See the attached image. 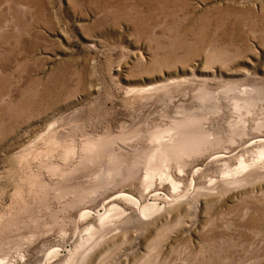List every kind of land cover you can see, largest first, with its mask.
<instances>
[{
  "label": "rangeland",
  "instance_id": "obj_1",
  "mask_svg": "<svg viewBox=\"0 0 264 264\" xmlns=\"http://www.w3.org/2000/svg\"><path fill=\"white\" fill-rule=\"evenodd\" d=\"M260 139L264 0H0V264H264Z\"/></svg>",
  "mask_w": 264,
  "mask_h": 264
},
{
  "label": "bare ground",
  "instance_id": "obj_2",
  "mask_svg": "<svg viewBox=\"0 0 264 264\" xmlns=\"http://www.w3.org/2000/svg\"><path fill=\"white\" fill-rule=\"evenodd\" d=\"M170 84L173 85V84H176V83H175V81H172V83H170ZM166 86H167V84H166ZM250 94L252 95V93H250ZM240 95H243V94H240ZM204 96H205V94H204ZM238 102L242 104V107L246 108L247 112L251 111L252 109H255V108L252 107L254 105V103L251 100H249V99H245V98L244 99H239ZM254 107H255V105H254ZM194 109H195V107H194ZM194 109H192L191 111H189L188 113H186V117L185 118H175V119H173V124H171V126H169L167 128L164 127L165 129H157L154 133H152L151 139L154 142H156V145H155V147H153V148H151V149H149L147 151V153H146L147 160H158L159 161V157L160 156H165L166 163L168 162L167 159L169 160V158L176 159L178 163L179 162L180 163H184V162H182V160H184L182 158L185 157V156L188 157V156L194 155V154H201V153L203 154L204 146L207 145V143L209 142V140H210L209 138H210V134L211 133L209 134V132H210L209 129L210 128L208 129V131H209L208 132L207 129H205V128L202 127L201 122H200L202 120L199 117L200 114L199 115L194 114L193 113L194 112ZM199 112H200V110H199ZM251 112H253V110ZM196 113H198V112H196ZM200 113L202 114V112H200ZM203 116H204V114H203ZM239 116H240V113H239ZM201 117H202V115H201ZM202 118H206V117H202ZM237 119H239V118H237ZM245 120H246V118H245ZM239 122H241V121H239ZM243 122H244V120H243ZM243 122H241V124H243ZM238 123H236V128L234 127L235 129H237V125H238V127H240L239 126L240 123L239 124ZM245 123H246V121H245ZM204 124H205V122H204ZM205 125H207V124H205ZM243 126H244V124L242 125V129H241L242 131H243V129H245V128H243ZM207 127H209V126L207 125ZM244 127H246V126H244ZM233 131H234V129H233ZM237 131L239 132L240 130H237ZM242 131H240V132H242ZM236 134H238V133H236ZM242 134H244V133H242ZM242 134H240V135H242ZM164 136H167L168 138L167 139H163ZM255 137L259 138L260 135H257L256 134ZM164 138H166V137H164ZM260 140H262V142L264 141L263 139H260ZM123 155H126V154H122L121 153L119 155H114L113 157L115 159H113V161H112L113 165H115L117 163H121V160H123V158H124ZM260 155H264V151L263 150L260 151ZM261 158H262V156H261ZM157 163H158L157 164L158 167L161 166L160 165L161 163H159V162H157ZM241 165H242V171L235 177L236 181H239V182L240 181H245V180L250 179L252 177L254 179V177H256L259 173H261L258 170V168L255 167V165L254 166L253 165L250 166L248 164H245L244 162H242ZM118 168H120V167H118ZM115 169H116V167L113 170H115ZM157 171L158 170L156 169L155 172H147L146 173V176L151 177V178H154V176L156 175V173H158ZM234 180H233V182H234ZM105 221L106 220H104V222Z\"/></svg>",
  "mask_w": 264,
  "mask_h": 264
}]
</instances>
